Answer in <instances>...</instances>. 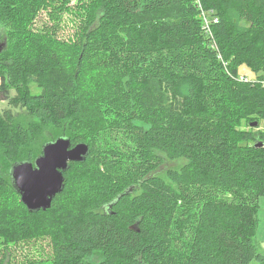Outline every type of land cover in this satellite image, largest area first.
I'll use <instances>...</instances> for the list:
<instances>
[{
	"label": "trees",
	"instance_id": "obj_1",
	"mask_svg": "<svg viewBox=\"0 0 264 264\" xmlns=\"http://www.w3.org/2000/svg\"><path fill=\"white\" fill-rule=\"evenodd\" d=\"M0 101L11 165L22 112L89 145L47 210L0 174V264H264V0H0Z\"/></svg>",
	"mask_w": 264,
	"mask_h": 264
},
{
	"label": "water",
	"instance_id": "obj_2",
	"mask_svg": "<svg viewBox=\"0 0 264 264\" xmlns=\"http://www.w3.org/2000/svg\"><path fill=\"white\" fill-rule=\"evenodd\" d=\"M257 124L255 122L253 126ZM88 154L89 145L86 142L72 144L71 139L63 134L44 142L42 152L34 160L14 162L9 174L20 201L31 212L50 208L53 199L65 186L64 172L70 163L84 161Z\"/></svg>",
	"mask_w": 264,
	"mask_h": 264
},
{
	"label": "rangeland",
	"instance_id": "obj_3",
	"mask_svg": "<svg viewBox=\"0 0 264 264\" xmlns=\"http://www.w3.org/2000/svg\"><path fill=\"white\" fill-rule=\"evenodd\" d=\"M69 15L65 14L63 17V20L68 21ZM38 23L40 24L41 21L39 20ZM72 25L69 24V26H65L64 29L69 30ZM1 40L3 41V35L1 36ZM246 75L249 79L254 80L256 79V74L250 69L249 66L246 64H241L239 66V75ZM25 87H27L31 93L39 92L40 88L37 86V84L31 83L27 84ZM6 103L4 101H0V111L5 108ZM20 110L17 109V112ZM16 112V113H17ZM18 121H22L26 124V127H29L28 131L30 132V135L32 137V140L27 144V150L33 149L38 154L40 153L41 146L44 142L52 140L58 136L63 135L66 133L68 135H72L71 132L68 130L66 124L63 125H56V124H50V125H42L40 124L33 115L29 113L22 112L21 115L18 118ZM66 129V131H65ZM259 130H264V120L260 121V127ZM26 158V155H21L19 159ZM13 161L9 160V158L1 153L0 155V174L5 175L8 178L9 168ZM185 162V159L179 158L172 160L168 158L166 155H163V163L157 168L155 173L166 177V173L168 169L170 168H180L183 163ZM9 179V178H8ZM258 228L256 230V244L259 250L264 252V195L260 198V206H259V212H258ZM91 260L93 262H98L102 260V254L101 253H95L93 256H91Z\"/></svg>",
	"mask_w": 264,
	"mask_h": 264
},
{
	"label": "built area",
	"instance_id": "obj_4",
	"mask_svg": "<svg viewBox=\"0 0 264 264\" xmlns=\"http://www.w3.org/2000/svg\"><path fill=\"white\" fill-rule=\"evenodd\" d=\"M241 78H242V79H249V78H248L246 75H244V74L241 75Z\"/></svg>",
	"mask_w": 264,
	"mask_h": 264
},
{
	"label": "crops",
	"instance_id": "obj_5",
	"mask_svg": "<svg viewBox=\"0 0 264 264\" xmlns=\"http://www.w3.org/2000/svg\"><path fill=\"white\" fill-rule=\"evenodd\" d=\"M259 212V211H258Z\"/></svg>",
	"mask_w": 264,
	"mask_h": 264
}]
</instances>
